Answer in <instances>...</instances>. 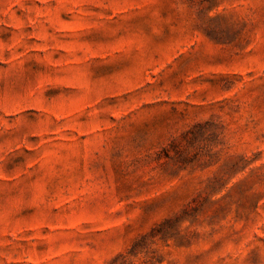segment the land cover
Returning a JSON list of instances; mask_svg holds the SVG:
<instances>
[{
    "label": "rangeland",
    "instance_id": "obj_1",
    "mask_svg": "<svg viewBox=\"0 0 264 264\" xmlns=\"http://www.w3.org/2000/svg\"><path fill=\"white\" fill-rule=\"evenodd\" d=\"M0 264H264V0H0Z\"/></svg>",
    "mask_w": 264,
    "mask_h": 264
}]
</instances>
